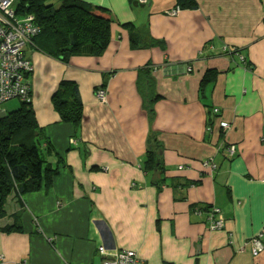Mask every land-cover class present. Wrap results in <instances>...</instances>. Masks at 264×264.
Listing matches in <instances>:
<instances>
[{
	"label": "crops",
	"instance_id": "0c3cea01",
	"mask_svg": "<svg viewBox=\"0 0 264 264\" xmlns=\"http://www.w3.org/2000/svg\"><path fill=\"white\" fill-rule=\"evenodd\" d=\"M82 1L111 20V40L103 55L68 63L26 51L58 174L47 190L9 196L0 228L22 231L0 230V264H101L98 222L112 250L144 264H264V248L253 256L247 243L261 234L264 245V0L177 12L175 0ZM145 65L155 66L149 86ZM209 69L219 73L205 84ZM62 80L79 88L77 132L52 103Z\"/></svg>",
	"mask_w": 264,
	"mask_h": 264
},
{
	"label": "trees",
	"instance_id": "16d2710c",
	"mask_svg": "<svg viewBox=\"0 0 264 264\" xmlns=\"http://www.w3.org/2000/svg\"><path fill=\"white\" fill-rule=\"evenodd\" d=\"M13 7L18 17H32L39 28L31 39L30 48L63 63L86 52L101 56L110 43L111 20L95 15L94 7L82 0H58L57 5L50 0H15ZM197 7L196 0H175L174 11ZM154 69V65H145L138 70L148 86ZM218 73L215 69L207 70L202 82H212ZM28 75L31 83V72ZM152 99H159V95H145L149 103ZM20 102L19 108L0 117V220L6 216L5 206L11 194L21 201L27 193L47 190L58 174V169L49 162L48 156L53 154V148L37 122L31 95L29 100ZM52 103L60 122L71 124L77 132L83 120V103L77 83L60 81ZM156 156V152H149L150 164L147 167L154 165ZM0 230L10 234L20 233L22 227L13 222Z\"/></svg>",
	"mask_w": 264,
	"mask_h": 264
},
{
	"label": "built area",
	"instance_id": "2783aa9c",
	"mask_svg": "<svg viewBox=\"0 0 264 264\" xmlns=\"http://www.w3.org/2000/svg\"><path fill=\"white\" fill-rule=\"evenodd\" d=\"M14 1L0 0V104L13 98H19L21 101L29 100L31 95V83L27 78L33 70V65L26 56V51L30 47L32 37L39 32V28L32 17H18L15 14ZM139 2L146 3L147 0H139ZM104 93L103 89L97 90L100 100L105 98ZM220 125L223 128L228 126L225 121H221ZM234 153V147H230V156ZM212 213L217 215L219 210L214 208ZM217 217L212 221L213 229L223 225L222 217L220 215ZM34 220L37 223V219ZM247 243L253 256L258 255L264 248L261 234L250 238ZM103 261L101 264H144L134 251L128 249L119 250L111 259Z\"/></svg>",
	"mask_w": 264,
	"mask_h": 264
},
{
	"label": "bare ground",
	"instance_id": "6f19581e",
	"mask_svg": "<svg viewBox=\"0 0 264 264\" xmlns=\"http://www.w3.org/2000/svg\"><path fill=\"white\" fill-rule=\"evenodd\" d=\"M97 92V91H96ZM235 154V153H234ZM36 219V218H35ZM35 223V220H34ZM36 225L39 224L38 219H37V223H35ZM99 232H100V236L102 238V241H104L100 246L97 247V252L103 257V262L111 259L118 251L116 250H112L114 249V247H112V243L110 241L109 238V234L106 228L105 224H102L100 222L96 223ZM105 235L108 236V239L106 240ZM114 252V253H113Z\"/></svg>",
	"mask_w": 264,
	"mask_h": 264
},
{
	"label": "rangeland",
	"instance_id": "374dc122",
	"mask_svg": "<svg viewBox=\"0 0 264 264\" xmlns=\"http://www.w3.org/2000/svg\"><path fill=\"white\" fill-rule=\"evenodd\" d=\"M51 2L54 3L55 5L58 4V0H50V3ZM32 72H33V70H32ZM103 96H105V93L103 94ZM97 97H98V95H97ZM20 104H21V102L17 98L7 100V101L0 104L1 113L2 112H4V113L12 112V111L16 110L17 108H19Z\"/></svg>",
	"mask_w": 264,
	"mask_h": 264
},
{
	"label": "water",
	"instance_id": "95a60500",
	"mask_svg": "<svg viewBox=\"0 0 264 264\" xmlns=\"http://www.w3.org/2000/svg\"><path fill=\"white\" fill-rule=\"evenodd\" d=\"M3 115V113H0V117Z\"/></svg>",
	"mask_w": 264,
	"mask_h": 264
}]
</instances>
